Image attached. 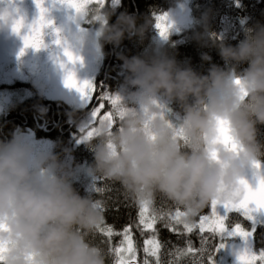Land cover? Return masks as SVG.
Returning a JSON list of instances; mask_svg holds the SVG:
<instances>
[{
	"label": "clouds",
	"instance_id": "1",
	"mask_svg": "<svg viewBox=\"0 0 264 264\" xmlns=\"http://www.w3.org/2000/svg\"><path fill=\"white\" fill-rule=\"evenodd\" d=\"M63 5L80 23L95 6L77 12ZM43 7L52 24L43 28V46L36 50L25 48L23 37L39 27L40 9L36 6L38 14L29 19L16 0H0V33L22 41L20 57L28 49L48 48L45 37L55 22L46 0ZM176 10L185 11L180 0ZM98 19L103 23L98 54L103 44L119 46L125 38L142 42L148 30L127 13L115 23L110 13ZM57 40L63 55L67 50L76 56L72 49L89 37ZM215 47L228 67L212 65L207 75L163 48L122 58L127 78L113 96L118 102L111 105V118L82 125V142L94 161L83 170L93 181L118 182L140 206L151 208L162 196L185 213V223L214 201L239 203L248 187L259 188L264 181V24L249 28L236 46ZM203 59L211 61L208 55ZM75 178L60 155L38 152L22 133L0 140V264H106L108 253L90 240L104 224L102 202L92 192L82 196Z\"/></svg>",
	"mask_w": 264,
	"mask_h": 264
},
{
	"label": "trees",
	"instance_id": "2",
	"mask_svg": "<svg viewBox=\"0 0 264 264\" xmlns=\"http://www.w3.org/2000/svg\"><path fill=\"white\" fill-rule=\"evenodd\" d=\"M185 0H180V3ZM190 8V20L186 25H182L174 32H170L167 39L156 48L154 38L159 29L157 23L163 21L158 20L159 16L170 15L176 7L177 0H105L104 5L98 6L93 12V17L98 20L92 21L88 18L85 23H89V28L95 25V30L99 33L103 27V23L98 19V16L111 14V23H115L117 17L122 13L135 16L138 25H148V30L145 33L143 41L139 38L128 39L119 45L103 44L102 47V65L94 82L95 99L89 102L83 108H74L70 104H57L59 108L55 109L56 121L50 127V133L46 136H37L39 140L50 141L54 144L52 152L61 156L63 160L67 148L71 146L69 143V135L71 131L77 133V125L84 120L87 115H90L96 107L100 105V95L107 94L112 96L119 87L124 86L126 81V72L124 70L123 57L131 58L134 56H146L153 52H159L161 48L180 63L190 65L194 70L204 75L208 74V69L212 65H218L221 68H227L225 61L219 55L218 48L215 44L225 42L232 46L239 44L245 38L246 31L254 26L257 22L264 24V0H188ZM207 29V30H206ZM197 34L203 37L202 40H197ZM98 37V36H96ZM99 42V37H98ZM204 55L211 57V61H205ZM247 67L246 64L240 66L243 71ZM14 90H24L33 93L32 97L24 100L20 104V112L30 115L44 108L42 101L46 99L40 89L32 87L30 84H16L12 87ZM46 102V100L44 101ZM55 105V106H57ZM175 109V106H173ZM43 110V109H41ZM111 111V104L108 101L100 107L98 115L107 114ZM178 114V112H177ZM66 117V118H65ZM25 117H23L24 119ZM65 118V119H64ZM69 122L66 123V121ZM68 125L64 127V125ZM115 123V121H114ZM59 124V127H55ZM29 126V125H28ZM12 127V126H11ZM10 127V128H11ZM10 128L8 130H10ZM68 128V130H67ZM11 138H0V140H10ZM261 139H264V128L261 129ZM70 156L74 166L88 168L93 161V153L89 150L82 141L69 148ZM95 184V185H94ZM94 185V189H93ZM95 188H102L103 191H95ZM92 192L93 198L102 202L104 224L102 226H112L113 235L108 237L101 231H97L90 236V240L105 249L108 253L106 264H115L116 256L113 249L120 246L123 239L120 233L124 228L131 226V234L134 246L137 250L135 264H142L145 258L143 252L144 241L151 236L150 231H144L142 234V226L137 227L139 223L138 205L130 195H128L123 187L118 182H113L105 178H100L97 181L91 179L89 190L85 195ZM157 210H176L166 198L158 197L155 205ZM211 205L205 208L193 222L195 224L204 215H208ZM181 210V209H179ZM182 211V210H181ZM227 226H234L235 223H240L241 226L248 228L249 221L237 213L231 212L228 215ZM157 238L161 242L160 257L163 264L176 260L177 264H192L193 256L199 257V253H190L184 257H174L171 253L176 248H185L190 241L193 248L201 247V239L206 238L208 248H214L219 243V237H213L208 231L200 232L198 228H194L191 233H188L183 225H177L178 231L170 230L165 227L163 221L156 224ZM254 251L257 253L264 249V226H257L253 235ZM150 264L154 262V257H148ZM260 264V263H259Z\"/></svg>",
	"mask_w": 264,
	"mask_h": 264
},
{
	"label": "rangeland",
	"instance_id": "3",
	"mask_svg": "<svg viewBox=\"0 0 264 264\" xmlns=\"http://www.w3.org/2000/svg\"><path fill=\"white\" fill-rule=\"evenodd\" d=\"M16 3L20 9L28 15L29 19L34 18L38 14L34 0H16ZM46 3L49 7L51 19L55 22V24L53 29L48 31V34L45 37V43L51 45V40L56 41L58 38L62 37H89V41L83 47L76 46L72 49L78 59L85 62V66H78L77 62L75 64H70L67 61V57L63 55L64 48L56 45V43L53 47L55 50L53 57L50 59V62L47 61L45 64H43V62H46L48 57V55H44V50L46 49L41 50L40 52L28 49L27 54L20 57L19 53L22 50V41L17 37L0 33V85L11 86L16 84H30L32 87L40 89L46 98L54 99V101H66V103L74 106V108H83L87 106L89 102L86 101L82 97L81 93L76 91V89L66 87L65 79L67 71L70 70L75 73L76 79L81 84L88 81L94 85L96 74L102 65V54H98L96 50V43L98 42L95 37L96 35L92 32V30H89L86 27L85 29L81 27L73 9L65 7L63 4L59 3L58 0H46ZM181 3L185 6V11H178L175 7L173 12L170 15H167V18L163 19L161 22L162 29L166 32L167 36L170 32H174L179 29L180 26L185 24L187 25L189 23L190 3L188 0ZM57 29L60 30L61 37L57 36ZM160 30L161 29H159L158 33H156V37L154 38L156 48H158L165 40V38L160 35ZM42 59H44L43 62ZM61 64H64L65 67L62 68ZM119 88L120 89L117 90L112 97L122 92L123 86ZM19 91H22L19 92V96L22 98L28 96L29 94L28 91ZM104 103L105 101L101 100L100 105H103ZM94 111L90 115H87V117H85L84 120L77 125L76 134L71 133L69 135V143L71 144L69 148L82 141V136L85 135L82 131V125L84 123L92 122ZM100 116L102 115H97V119H99ZM25 139L31 142L37 151L41 153L52 152L54 147L52 142L41 139L38 140L36 137H27ZM69 148H67L62 161L74 170L76 173L74 181L75 187L81 195H85L86 191L89 190V184L92 178L87 175L86 171L83 170L87 169L85 166L78 167L71 164L72 158L70 153H68ZM237 214L241 215L239 213ZM208 215L211 216V210ZM243 218L245 217L243 216ZM226 221L225 224L227 226ZM199 223L200 219H198L196 224L199 225ZM249 224L248 228L242 227L246 230H251L250 221ZM229 239L231 242L228 246L221 250L216 256V264H238L236 256L233 255V245L241 246L243 241L239 237ZM259 263L260 261L257 260L256 264Z\"/></svg>",
	"mask_w": 264,
	"mask_h": 264
},
{
	"label": "snow or ice",
	"instance_id": "4",
	"mask_svg": "<svg viewBox=\"0 0 264 264\" xmlns=\"http://www.w3.org/2000/svg\"><path fill=\"white\" fill-rule=\"evenodd\" d=\"M34 2L40 9V18L37 22L39 27L33 28L32 33L23 37V39L25 48L31 47L39 50L43 46L42 30L44 27L50 26L52 22L47 21L45 18V13L48 9L43 7L44 0H34ZM58 2L66 4L69 7L74 8L77 12H80L88 4H95L102 7L105 0H58ZM166 18L167 16L163 15L159 16L158 20ZM168 26L170 27L169 24ZM22 27L23 21L21 20L14 30L19 32ZM156 27L161 29L160 35L167 38V34L162 29L161 24L157 23ZM57 35H59L58 29ZM55 43L59 44L60 41L56 40ZM20 55H24V50H21ZM64 55L72 64H75L78 60V57L74 56L70 51L65 50ZM61 67L63 68L65 65L61 64ZM65 85L70 89H76L86 101H91L92 93L95 88L91 82L85 81L81 84L76 79L75 73L69 72L65 79ZM100 100L108 101L111 105L118 102L116 98L107 94H101ZM100 107H102V105L97 106L93 113V122L97 119ZM111 115L112 113L109 111L107 114L100 116L99 119L103 120L105 118H111ZM88 135H91V132H89ZM95 191H103V189L95 188ZM230 212L239 213L250 221L251 230H246L238 222L235 223L234 226H226L225 221L228 219L227 214ZM184 215L185 213L179 210V208H176V210H157L155 207L150 208L147 205L140 206L139 223L137 227L142 226V234L144 231L151 232L150 238L144 241L143 252L145 253V258L143 259L142 264H150L148 257L155 258L152 264H163L159 255L162 244L157 238V230L155 227L160 221H163L165 227H168L173 231H178L176 228L177 225H183L188 233H191L194 228L198 227L200 232L207 230L212 233L213 237H219L218 245L211 249L205 246L208 242L206 238L202 237L201 247L198 249L193 248L189 241L187 247L183 249L176 248L171 253L174 257H184L190 253H199V257H196L195 255L193 256L192 264H216V256L231 242L229 238L239 237L243 241V244L241 246L233 245V255L236 256L238 264H256L257 260L260 261V264H264V249H261L257 253L253 248V233H255L257 226H264V181L261 182L258 189L248 187L245 198L239 203L221 205L214 201L211 204V216H202L199 225L194 222L185 223L182 220ZM99 231L103 232L108 237H111L114 234L112 226H101ZM116 234L121 235L123 239L120 242V246L113 249L117 258L115 264H135L137 250L133 243L131 226L124 228L122 232ZM167 264H177V261L172 260L167 262Z\"/></svg>",
	"mask_w": 264,
	"mask_h": 264
},
{
	"label": "flooded vegetation",
	"instance_id": "5",
	"mask_svg": "<svg viewBox=\"0 0 264 264\" xmlns=\"http://www.w3.org/2000/svg\"><path fill=\"white\" fill-rule=\"evenodd\" d=\"M97 5L94 6V8L92 9L91 12H93L95 9H97ZM89 13V17L91 18L92 21L95 20V18L93 17V13ZM95 24H98V20L96 19ZM81 27H83L85 29L88 28L89 30H92L93 33H95L96 36H98V32L95 30V25H93V27L89 28V23H80ZM95 36V37H96ZM97 41H98V37ZM50 42L51 45H48V48L46 50H44V55H48L46 62H43L44 59H42L43 64L50 62V59L53 57L54 55V45H55V41L51 40ZM77 64L78 66H85V62L80 61L79 59L77 60ZM98 74V73H97ZM96 74V76H97ZM96 79V77H95ZM14 85H0V138H12V135L15 134H20L22 133L24 135L25 138L27 137H32L35 138L37 136H46L50 133V129L49 127L54 123V122H59L56 121V112L55 109L59 108V105L57 104H65L64 101L62 100H55L54 99H50V98H46V102L42 101V103L44 104V108H41L43 110L40 109V111H36L35 113L33 112L31 115V120L29 121V116L25 114L24 111H22L21 113H17L20 112V104L23 103L24 100L28 99L29 97L33 96V93H31L30 91H28V96L22 98L19 95V90H14L12 89ZM95 90H93L92 93V99L90 102L93 101V99H95L94 94ZM68 104V103H66ZM57 105V106H55ZM23 117H25L23 119ZM66 118V117H65ZM64 118V119H65ZM69 122V120L66 121V123ZM64 125V127L68 126V125ZM70 123V122H69ZM29 125V126H28ZM12 126V127H11ZM11 127V128H10ZM59 127V124H55V127ZM10 128V130H8ZM68 130V128H67ZM72 134H74L71 131Z\"/></svg>",
	"mask_w": 264,
	"mask_h": 264
}]
</instances>
